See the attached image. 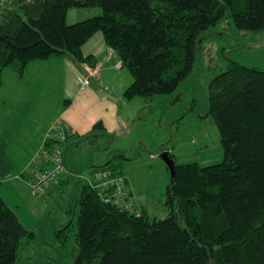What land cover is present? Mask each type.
I'll use <instances>...</instances> for the list:
<instances>
[{
    "label": "trees",
    "instance_id": "obj_1",
    "mask_svg": "<svg viewBox=\"0 0 264 264\" xmlns=\"http://www.w3.org/2000/svg\"><path fill=\"white\" fill-rule=\"evenodd\" d=\"M0 3V88L6 68L22 78L30 62L53 56L97 67L98 60L85 55L83 46L101 32L133 77L124 98L141 97L152 112L156 96L173 94L195 71L206 37L226 34L213 28L232 20L241 31L264 32V0ZM90 7L103 13L68 23L71 9ZM197 104L195 96L186 112ZM206 105L202 117H211L219 130L223 161L176 163L165 194L168 216L151 220L146 208L137 209L140 213L124 209L112 195L116 185L102 189L107 176L122 177L123 198L132 201L121 169L126 154L111 152L105 163L92 166L90 178L61 210L67 223L54 228L63 246L76 228L72 264H264V69L230 59L211 77ZM94 128L105 129L100 122ZM74 135L67 138L64 154ZM12 144L0 132V186L13 173ZM51 144L47 140L45 145ZM65 161L68 171L66 156ZM37 236V229L27 226L0 194V264H18L23 242Z\"/></svg>",
    "mask_w": 264,
    "mask_h": 264
},
{
    "label": "rangeland",
    "instance_id": "obj_2",
    "mask_svg": "<svg viewBox=\"0 0 264 264\" xmlns=\"http://www.w3.org/2000/svg\"><path fill=\"white\" fill-rule=\"evenodd\" d=\"M102 13L100 7L73 8L70 10L68 23L72 24ZM228 21L231 24L224 21L225 23L212 29V32H225V35L217 38L206 37L192 75L173 94L155 97L152 103L156 108L154 112L150 111L148 105V107L142 105L141 110L133 106L130 109L132 112L131 118L128 119L129 126L124 127V133L118 134L117 139L115 135L112 138L90 137L81 141L73 140L68 148L66 147L65 156L68 166L81 172L82 176L77 193L85 183V178L90 175L92 166L106 162L109 154L120 148L126 154L121 169L132 185L131 199L137 203L136 210L134 207L133 210L140 213L137 209L146 208L151 220H162L169 213L165 205V194L173 175L161 157L162 151H172L174 160L178 164L198 162L206 166L223 161L224 152L219 130L211 117H202L207 112L209 81L211 77L226 68L230 59L264 69V32L241 31L234 27L232 20ZM111 53L116 56L115 52L111 51ZM119 61L120 59H117L115 63L117 68H121L117 66ZM89 67L96 68L97 79L100 80L98 66ZM123 72L130 81H133L132 75L126 68H123ZM11 79L13 82L23 81L22 85L28 82L30 84L31 75H24L21 79L11 68H6L3 72V81L7 84ZM49 81L43 79L40 92H37V86L32 92V100L39 102L33 117L42 129L47 126L48 121L51 123L56 119L60 114L59 107L63 105L60 96H55L53 99L47 97L53 89ZM195 96L198 98V104L193 111L190 109L186 112ZM139 98L143 99L137 97ZM47 108H49L48 112ZM110 145L112 147L108 152L98 151ZM76 180L77 177H72L71 183L74 185ZM70 188L67 193L63 189H57L56 192L50 191L45 195H33L28 188L21 200V209L13 206L23 221H30L36 225V220L41 218L40 224H37L39 228L38 226L34 228L38 233L36 239L29 244L26 242L22 244L18 264L73 263L77 249L76 228L69 233L68 243L63 246L53 234H48L49 228L46 227L47 222L53 221L52 217L59 215L70 203L72 196Z\"/></svg>",
    "mask_w": 264,
    "mask_h": 264
},
{
    "label": "crops",
    "instance_id": "obj_3",
    "mask_svg": "<svg viewBox=\"0 0 264 264\" xmlns=\"http://www.w3.org/2000/svg\"><path fill=\"white\" fill-rule=\"evenodd\" d=\"M111 51L112 49L107 46L101 32L96 33L83 46L85 55H93L98 60L100 87L105 90L107 86L105 91L116 100L108 97L102 98L92 85L83 86L79 78L85 75L76 62L66 57L53 56L47 60L30 62L25 71V76L31 75L30 84L28 82L22 85L23 81L13 82L12 79L7 84L3 81L0 88V132L13 140L8 152V157L13 164V173L2 180L0 194L12 207L16 206L21 209V200H23L26 190L30 189L28 181L30 176L44 166L43 159L38 156L39 150L48 131L59 120L69 126L72 135L75 134L74 141L81 140L91 133L100 134L93 136L95 138H112L115 135L117 139L118 134L124 133V127L129 126L130 121L128 119L131 118V107L136 106L135 108L141 110L144 105H147L145 100L137 99V97L131 101L124 98V91L132 81L124 74L123 68L115 66L118 57L113 55ZM43 79L50 80V85L53 88L47 97L53 99L55 96H60L61 100L63 99V105L59 107L60 114L51 123L48 121L44 129L36 124L33 117L35 107L39 102L32 100V92L35 86H37L36 89L39 93ZM48 110L49 108H47V112ZM99 122L103 123L105 129L95 130L94 127ZM111 147L110 145L98 151L108 152ZM117 150L121 149L118 148L114 151ZM72 177H77L74 185L71 183ZM81 178V172L68 167V171L61 181L48 187L40 195H45L50 191L56 192L57 189H63L67 193L71 187L72 199L77 193ZM89 178L86 177L85 182ZM126 188L130 192L132 191V185L128 179ZM52 218L54 220L47 222L46 225L49 228L48 234L51 235L55 227L64 226L68 220L67 215L62 212ZM36 221V225L30 221L23 222L30 228L37 226L39 228L37 224H40L41 218Z\"/></svg>",
    "mask_w": 264,
    "mask_h": 264
},
{
    "label": "built area",
    "instance_id": "obj_4",
    "mask_svg": "<svg viewBox=\"0 0 264 264\" xmlns=\"http://www.w3.org/2000/svg\"><path fill=\"white\" fill-rule=\"evenodd\" d=\"M114 53V51H112ZM118 67H122V62L117 63ZM89 72V76L97 79L98 72L96 68H90L85 65ZM83 86H89L90 80L87 77L81 76L79 78ZM107 89V88H106ZM72 135L71 129L63 121L59 120L45 136V141L41 146L39 153L44 161V168L36 170L29 179V186L31 192L34 195L43 193L51 185L58 184L61 178L67 172V165L65 161L64 145L67 138ZM51 141L50 146H46V141ZM123 184L124 179L122 177L109 179L108 176L101 186L103 190L106 186L116 185L115 192L112 193L113 197L120 198L122 200L121 205L126 210H131L134 207V202L128 198H123Z\"/></svg>",
    "mask_w": 264,
    "mask_h": 264
},
{
    "label": "water",
    "instance_id": "obj_5",
    "mask_svg": "<svg viewBox=\"0 0 264 264\" xmlns=\"http://www.w3.org/2000/svg\"><path fill=\"white\" fill-rule=\"evenodd\" d=\"M77 66L81 69V71L83 72V74L85 76L88 77V71L86 69V67L83 65V64H80V63H76ZM89 80L91 82V85L97 90L98 94L104 98V97H108V98H112V99H115L116 98H113V96L109 95L105 90H103L100 85L92 78V77H89ZM161 157L163 158V160L167 163V165L169 166L170 170H171V173L174 175V171H175V166H176V162L173 158L170 157L169 155V152L168 151H164L162 154H161Z\"/></svg>",
    "mask_w": 264,
    "mask_h": 264
}]
</instances>
